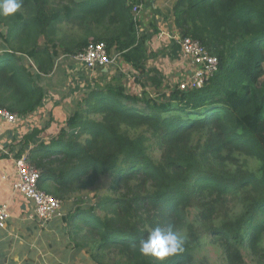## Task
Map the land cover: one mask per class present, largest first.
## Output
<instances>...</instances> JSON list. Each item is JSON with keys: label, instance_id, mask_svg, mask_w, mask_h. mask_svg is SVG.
<instances>
[{"label": "trees", "instance_id": "trees-1", "mask_svg": "<svg viewBox=\"0 0 264 264\" xmlns=\"http://www.w3.org/2000/svg\"><path fill=\"white\" fill-rule=\"evenodd\" d=\"M141 2L23 0L14 15H0V109L19 118L36 111L53 87L44 77L55 79L58 59L90 41L104 42L157 90L160 72L146 66L148 35H138L132 12ZM173 12L179 33L218 59L200 87L148 93L142 84L134 94L117 80L96 83L56 134L41 139L46 125L32 127L5 143L0 158L25 153L39 189L62 201L111 176L110 195L61 208L90 263L159 264L133 244L156 225L178 232L194 199L210 201L200 214L211 221L229 198L242 204L241 214L208 232L229 264L243 263V246L264 261V0H177ZM189 257L184 247L164 264Z\"/></svg>", "mask_w": 264, "mask_h": 264}, {"label": "crops", "instance_id": "crops-1", "mask_svg": "<svg viewBox=\"0 0 264 264\" xmlns=\"http://www.w3.org/2000/svg\"><path fill=\"white\" fill-rule=\"evenodd\" d=\"M176 1L142 0L136 20L138 34L148 35L146 66L160 72L157 80L161 87L168 86V89L190 72L175 39L179 33L174 23ZM111 56L115 57L114 62L94 69L71 58L58 59L57 69L60 67V70L55 79L44 77V82H51L53 87L47 90L42 105L15 123L0 118V152L7 153L5 143L14 137L17 139L32 127L46 125L41 139L56 134L77 108L79 95L102 80H117L127 92L134 94L142 90V84L145 88H153L150 76L143 74L136 78L139 72L119 53ZM64 63L66 67H62ZM14 158L11 154L0 158V206L5 205L8 213L5 226L0 227V264H89V256L75 246L61 215L45 222L31 215V204L12 185L16 177Z\"/></svg>", "mask_w": 264, "mask_h": 264}, {"label": "built area", "instance_id": "built-area-1", "mask_svg": "<svg viewBox=\"0 0 264 264\" xmlns=\"http://www.w3.org/2000/svg\"><path fill=\"white\" fill-rule=\"evenodd\" d=\"M140 7L141 3L134 5L132 8L134 19L136 20ZM175 39L180 44L181 52L190 68L188 74L175 82L176 87L181 91L200 87L217 70L218 59L216 55L209 53L197 39L188 35H181L177 32ZM69 58L82 63L90 69L106 67L115 61V57L109 54L105 43L101 41H90L81 50L70 55ZM0 118L10 123H15L20 119L4 109H0ZM14 159L16 177L12 185L31 204V215L40 222H45L54 216L61 215L63 201L39 189V171L28 161L25 153ZM7 217L6 206L1 205L0 227L5 226ZM89 264L98 263L91 262Z\"/></svg>", "mask_w": 264, "mask_h": 264}, {"label": "rangeland", "instance_id": "rangeland-1", "mask_svg": "<svg viewBox=\"0 0 264 264\" xmlns=\"http://www.w3.org/2000/svg\"><path fill=\"white\" fill-rule=\"evenodd\" d=\"M139 35V34H138ZM1 42V40H0ZM114 80H102L99 85H104L107 82H113ZM175 85V84H174ZM164 87V88H163ZM167 86H160L157 90L151 87L145 88L148 93H155V91H165ZM173 88V87H172ZM141 90H138L140 94ZM83 94V93H82ZM80 94V97L81 95ZM140 130H135L134 134H139ZM144 131H142L143 133ZM132 133V131H131ZM154 148V149H153ZM153 157L159 158L160 150L156 145H153L150 149ZM150 154V152H149ZM258 162L256 160H250V167L256 169ZM111 183V176L109 174L102 175L94 186L87 189L80 190L79 192L71 195L63 201L65 202L66 209L75 208L76 206L87 204L92 202L96 197L110 195L109 185ZM248 194H243L242 198H246ZM210 201H198L192 200L190 207L186 210V221L184 226L178 231V233L184 238V247L189 249V260L186 264H229L221 244L215 240L208 232L211 226H221L226 222L235 220L242 212L243 206L240 202L232 199H227L225 203L219 202V207L216 214H214L211 221H206L201 217V212ZM64 205V204H63ZM195 235V239L193 238ZM243 263L242 264H264L263 259L253 255L247 247L240 248Z\"/></svg>", "mask_w": 264, "mask_h": 264}, {"label": "clouds", "instance_id": "clouds-1", "mask_svg": "<svg viewBox=\"0 0 264 264\" xmlns=\"http://www.w3.org/2000/svg\"><path fill=\"white\" fill-rule=\"evenodd\" d=\"M23 6V0H0V15H14ZM184 238L172 224L156 225L133 244L143 256L154 258L159 264L174 254L184 251Z\"/></svg>", "mask_w": 264, "mask_h": 264}]
</instances>
